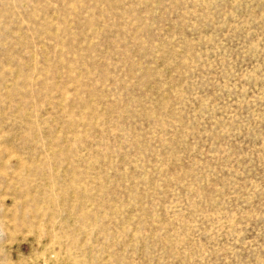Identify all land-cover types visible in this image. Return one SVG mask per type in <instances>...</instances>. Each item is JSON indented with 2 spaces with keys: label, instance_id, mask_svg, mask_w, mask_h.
I'll return each mask as SVG.
<instances>
[{
  "label": "rangeland",
  "instance_id": "rangeland-1",
  "mask_svg": "<svg viewBox=\"0 0 264 264\" xmlns=\"http://www.w3.org/2000/svg\"><path fill=\"white\" fill-rule=\"evenodd\" d=\"M0 264H264V0H0Z\"/></svg>",
  "mask_w": 264,
  "mask_h": 264
}]
</instances>
